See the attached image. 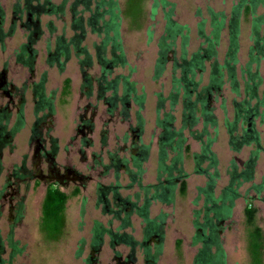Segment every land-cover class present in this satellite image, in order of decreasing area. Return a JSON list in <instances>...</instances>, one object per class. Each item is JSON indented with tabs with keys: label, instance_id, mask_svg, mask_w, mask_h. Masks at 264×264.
Returning a JSON list of instances; mask_svg holds the SVG:
<instances>
[{
	"label": "rangeland",
	"instance_id": "obj_1",
	"mask_svg": "<svg viewBox=\"0 0 264 264\" xmlns=\"http://www.w3.org/2000/svg\"><path fill=\"white\" fill-rule=\"evenodd\" d=\"M43 0H39L41 3ZM55 6L63 5V12L60 17L49 16L42 17L41 23L44 32L40 41L35 45V50L38 54L37 57V71L47 70L48 84L47 90L56 89L58 98L57 113L54 119V126L56 128L55 136L60 138V155L58 162L61 164H70L73 168L82 172V181L78 183H68L65 187L60 189L69 195L64 210V233L56 241L51 240L41 230V204L45 195L47 187L46 183L39 182L35 179H30L28 189L24 192V209L22 213V220L18 225L16 237L19 242L20 248L23 251L19 254L14 264H116L115 252H118L123 261L129 249L124 246H118L112 250L109 244L108 236H103V244L99 251L93 252L89 247V240L91 231L94 228L109 229L118 232L117 229L119 222L113 220L112 216L103 212V204H97V184L104 185H119L118 195L121 199H125L134 203L137 202L138 206L143 203L141 192H138V187L135 185L128 188L131 184L130 178L126 172H118V177L114 176L113 171H105L100 165L94 164L93 167L88 168L87 164H91V153L98 154L101 152L102 165L109 164L106 152H114L121 146L124 137H127L126 146L131 144V135L127 132L128 122L123 123L119 119H115L113 123L107 125L106 140L107 146L101 151L99 147V133L101 132L102 122L107 119L106 109L104 105L97 102L95 99L96 91L95 85L92 86V98L86 100L83 95L84 88L81 90L82 77L81 66L79 62L84 59L82 53L78 54L72 46L70 48V60L66 64V69L63 73L57 72L55 68L47 69L45 66V49L47 43L53 46L55 36H65L66 41L69 42L76 34H83L84 38L80 41L78 48H84L91 59L92 66L86 69V74L93 79L98 78L101 70L104 69L101 64L97 62V46H101L104 38L103 31L101 30L100 23L98 24L99 30L95 31L89 24L88 20L91 16V11L94 9L95 1L90 5V9L85 7L83 0H50ZM168 4L163 7L161 0H137L130 4L129 0H117L121 10L120 21V42L121 50L116 54L123 57L124 63L118 61L117 65H110V72L106 73L107 79H116L118 76L128 77V81L133 84V88L137 95H144V107L141 109L140 115L143 120V134L141 142L150 146V156L148 161L143 165L144 175L141 178L142 184L154 185L158 182V139L160 129L157 126V119L162 120L165 114H171L174 118L172 129L175 132L182 130V137L185 140L181 150V157L183 159L182 170L188 175L186 179L187 190L184 196H180L178 186L175 187L173 192V200L171 204H163L158 201L151 203L149 207L150 219L157 218L160 214L166 215L165 224L160 227L161 241L160 245L156 240H152L149 244V255L159 257L156 264H192L193 258L196 254L199 245H192V238L194 236L193 228V210L198 209L203 204V198L200 199L199 205H193V200L197 197L198 188L205 187L207 178L206 176L196 174L195 156L199 155L203 144L206 142V136L201 140L195 139V136L201 134L203 128L202 120L200 119L199 107H194L196 113L192 114L189 110L184 108L183 88L180 86L175 87V80L181 79L182 69L181 65L184 63L182 60L183 52V37L178 36L173 41V44L168 49L166 54V62L164 64V71L161 77L156 81L153 79L154 69L158 61L160 51L159 41L165 35V15L172 8L174 23L186 27V34L188 43L186 46L185 60L190 61L193 54L200 51L202 54L204 48L207 47L205 36H210L211 21L213 19L212 12L215 14H223L225 17V27L220 33V39L215 47L216 58L206 60L201 63L203 71H197L193 77L197 83L196 92L202 91L210 80L213 66H223L225 64V56L230 39L229 22L233 18L232 10L236 5L237 0H165ZM2 6L7 10V16L10 17V8L13 0H0ZM37 3V2H34ZM155 6V7H154ZM90 10V11H87ZM254 16H264V0L263 4H257L254 9ZM241 15L238 24V43L239 50L237 53V64L234 66L236 78L240 85V93H243V82L246 76L242 74V69L249 63V51L253 45L252 32H251V16ZM74 19L80 20L82 32L74 29L72 24ZM51 22L54 27L55 34L49 35L44 25ZM112 34H110L111 36ZM22 42L20 34L13 40L7 43L6 52L0 53V65L2 62L7 61L10 65L11 72H22L19 67L13 65V58L10 53L17 45ZM165 44H171V40H167ZM104 57L107 60L111 59L110 46H105L103 51ZM255 65H253V69ZM109 71V70H106ZM25 73V72H24ZM224 80L227 78V72L223 71ZM259 77L262 81L259 88V95L264 90V59L260 60L258 66ZM24 75L23 73H21ZM13 76V75H12ZM190 77H188L189 79ZM36 79V77H35ZM65 80L70 82V90L68 96L64 98L59 97V91L64 85ZM16 81L20 82V78L16 77ZM120 81V82H119ZM119 90L124 83L123 78H119ZM183 86V83H182ZM182 88V89H181ZM193 87H190V89ZM82 91V92H81ZM85 93V92H84ZM177 93V99L174 104H171L170 96ZM108 95V94H107ZM203 95V100H206L207 107L211 110L214 119L216 120L215 127H207L208 136L215 138L211 147V151L216 155L218 160V174L219 178L214 189V196L218 197L229 183L230 162L235 161L237 170L243 168L251 152L254 150L253 146H246L240 151H233L229 145V135L226 123H232L234 118V104L236 99L240 101L242 96L237 97L232 91L228 82H225L221 91H211ZM30 100L28 108L26 109V123L29 128V123H32V91L30 90ZM195 93L191 95L190 102L195 101ZM162 101L163 108L160 109L159 114L156 112L157 104ZM88 102L91 106H96V116L93 119L94 133L91 138L94 146L87 149L85 157L86 162H80L82 159L79 155L78 141L77 144H72L71 138L74 135V124L77 123V116L82 113V107ZM130 115L132 122L135 115L136 108L130 103ZM91 110L88 111L87 116H90ZM190 113L194 118H198V123L192 126L189 116ZM158 117V118H157ZM113 121V120H112ZM24 129L14 140V149H7L5 151L6 162H18L23 155L29 154L28 165L30 164L31 149L27 145L29 131ZM255 130L259 132L262 148L264 140V123H260V119L255 121ZM194 135V136H193ZM75 137V136H74ZM188 148V152L185 151ZM12 153V154H11ZM128 153V152H127ZM127 153H122L124 158H129ZM99 156V154H98ZM121 156V157H122ZM171 158V157H170ZM169 160L167 165H169ZM208 163L204 162L201 167L205 169ZM87 168V169H86ZM175 176V173H173ZM264 181V151L258 154V159L255 163L253 180L250 183L243 184L238 193L240 198L235 201L230 218L221 224L219 240L225 252L226 264H249V257L247 252V227L244 218V208L247 205L255 208L256 212V225H258L264 232V189L261 194H256L255 191L250 190L252 185H259ZM27 187V186H26ZM78 194L72 195L75 190ZM139 194L140 198H136L135 194ZM100 194V192H99ZM110 201L111 196L108 197ZM140 199V200H139ZM123 216V215H122ZM5 219V218H4ZM3 219L2 230L5 234L7 223ZM131 228L126 229L128 235L133 236L135 240L142 241V228L143 224L141 219L136 215H131L129 218ZM110 222V223H109ZM112 224V227H110ZM80 240H83L84 245L80 247ZM180 241V248H176V242ZM158 243L159 246L156 244ZM161 246V250L159 251ZM81 250V256L76 257L77 251ZM157 248V250H156ZM156 250V252H154ZM145 249H136L135 256L137 259L136 264H143V252ZM93 255L94 263L86 261L89 255ZM264 264V258H263Z\"/></svg>",
	"mask_w": 264,
	"mask_h": 264
},
{
	"label": "flooded vegetation",
	"instance_id": "obj_2",
	"mask_svg": "<svg viewBox=\"0 0 264 264\" xmlns=\"http://www.w3.org/2000/svg\"><path fill=\"white\" fill-rule=\"evenodd\" d=\"M13 1L9 18L5 6H2L0 2V53L6 52L7 43L20 34L22 42L12 50L10 57L13 58V65L19 67V70L24 75L20 71L12 73L7 61L2 62L0 65V264H14L19 254L23 251L15 235L18 225L22 220L25 200L24 192L28 189L30 179L46 183V190L53 187L60 191H62L60 188L65 187L68 183H78V181L80 182L84 179L81 171L73 168L70 164L58 162L60 138L54 135L57 130L53 125L57 113L58 98L56 89L47 90V70L37 71L36 61L38 54L34 48L38 41H40V38H42L44 32L41 18L49 16L59 18L63 12L64 4L55 6L50 0H43L41 3L39 0ZM44 27L49 35L55 34L54 32L56 31L50 21ZM83 38L84 36H78L75 33L71 40L67 42L65 36H55L53 46L47 43L45 66L47 69L55 68L57 72L63 73L66 69V64L70 60L71 46L79 51L78 54H83L84 59L79 62L82 77L81 90L86 88L83 95L86 100L91 99L93 97L92 86L95 85L97 89L95 99L104 105L107 114V119L105 122H102L101 127L103 128L98 136L101 151L107 146L105 137L106 127L110 123H113L116 118L123 123L128 122L127 132L131 135V144L129 146H126L127 137H124L117 151L106 152L107 155L105 156H107L109 164L102 165L103 156H100L101 152L98 153L99 156L98 154L91 153L89 156L91 164H87V167H93L94 164L100 165L103 168V173L105 171H113L116 178L118 177V172H126L131 181L128 188H132L135 185L138 187V192H141V196L143 197V203L141 204L143 205L147 195L144 191L145 187L151 185L144 186L141 182V178L144 175L143 165L148 161L150 156V146L141 142L144 124L139 114L141 111L138 103L140 96L129 86V83H122L121 90H119V76L116 79H107L106 72H110L113 52L111 51V59L106 60L100 56V52L105 50L101 46L96 47V60L104 69L101 70L99 77L95 79L86 74V69L92 66V61L84 48H78ZM16 77H19L21 81L17 82ZM30 90L32 91L31 115L33 117L32 123H29L28 128L26 109L30 100ZM62 92L63 86L59 91V97L65 99L66 96ZM130 103L136 108L133 122L130 115ZM89 110L91 112L88 117L87 113ZM95 116L96 106H91L87 102L82 107V113L77 116V123L74 124V135L70 143L74 145L78 141L77 151L82 156V159L79 160L80 162H86L85 151L94 146L91 135L95 130L93 123ZM27 128L29 131L27 145L31 149V168L28 165L29 154L23 155L19 164L12 159L11 162H6L5 160V151L9 150V148L14 149V140ZM122 153H127L129 158H124ZM141 170L143 173L140 176ZM22 185L25 187L23 191L26 189L24 192L22 191ZM96 188L98 190L96 205L98 206V203L103 204V212L112 216L113 220L119 222L117 226L118 232L99 228L102 235V239L100 240L101 246L103 244V236L107 235L113 251L118 246H124L129 249V253L126 254L123 261H120L122 256L118 252L114 253L116 264H136L135 251L138 248L145 249V251H142L143 264H156L154 262L156 256L149 255L148 252L150 248L149 244L153 239L160 245L161 232L158 224L159 221L156 224L150 225L143 223L141 220L143 224L141 231L142 241L135 240L133 236L128 235L125 231L131 228L129 218L131 215H136L135 212H137L136 210L140 206L135 207L134 204H137V202L130 203L126 198L121 199L118 195L119 185H104L99 183ZM135 195L137 199L140 198L138 193ZM109 196H111L110 201H108ZM3 219L7 223L5 234L2 230ZM110 227H112V224H110ZM40 230L42 231V228ZM92 231L89 247L93 252H97L99 249H93ZM158 243L156 244L157 246H159ZM83 245V240H80V247ZM81 250L80 248L77 251L76 257L81 256ZM86 261L89 263L96 262L93 259L92 252Z\"/></svg>",
	"mask_w": 264,
	"mask_h": 264
},
{
	"label": "trees",
	"instance_id": "obj_3",
	"mask_svg": "<svg viewBox=\"0 0 264 264\" xmlns=\"http://www.w3.org/2000/svg\"><path fill=\"white\" fill-rule=\"evenodd\" d=\"M95 1L94 9L91 11L88 24L95 30H99V23L101 25L102 33L105 35L101 47L105 49V46H110V51L113 52L112 65H117L120 61L124 63L123 57H119L116 53L121 50L120 42V21L121 10L117 0H83L85 7L90 9V5ZM130 4L137 0H129ZM161 4L165 7L168 3L165 0H161ZM257 4H263V0H237L236 5L233 7L232 15L234 19L229 22L230 39L225 56V64L223 66H213L211 70V80L209 84L202 89V91L196 92L197 83L194 82L193 77L197 71H203L204 67L201 65L203 61L216 58L215 47L219 42L220 33L225 27V17L221 14H215L212 12L213 19L211 21L210 36H205L207 47L204 48L203 53L200 51L193 54L190 61L185 60L186 46L188 37L183 35L186 33L187 28L180 26L172 20L173 10L172 8L165 15V32L164 36L159 41L160 51L158 52L159 58L154 69V80H158L163 71L164 64L167 60L166 54L168 49L173 44L176 37H183V54L182 60L184 63L181 65L182 77L175 80V87L180 86L183 88L184 108L189 110L192 114L196 113L194 107H199V117L203 123V130L201 134L195 136V139L201 140L203 136H206V142L201 148L199 155L195 156V168L194 172L199 175L206 176L207 181L205 187L198 188L197 197L193 200V205L198 206L200 199L203 198V204L200 208L194 209L193 214V228L194 236L192 238V245L200 247L197 249L193 258L192 264H226L225 252L222 248V244L219 240V234L221 230V224L227 221L234 208L235 201L240 198L238 189L245 183H250L253 180V173L255 168L258 154L264 151L262 148L259 132L255 130V121L260 119V123H264V90L259 95V88L261 86V79L258 73V66L260 60L264 59V16H254V9ZM155 7V6H154ZM90 11V10H87ZM253 15L251 16V34L253 45L249 51V63L242 69V74L246 76V80L243 82V93H240V85L236 78V72L234 66L237 64V53L239 50L238 43V24L241 15ZM80 20L74 19L73 28L82 32ZM110 34H112L110 36ZM83 36L80 34L78 36ZM167 40H171V44H165ZM104 54V52H100ZM101 56V55H100ZM101 56V57H102ZM104 58V57H102ZM107 60V59H106ZM253 65L255 68L253 69ZM223 71L227 72V78L224 80ZM107 73V72H106ZM188 77H190L188 79ZM123 78L125 84L129 83V86L133 88V84L128 81V77L119 76ZM117 78V79H118ZM225 82H228L231 86V91L237 96H242L240 101L236 99L234 104V118L232 123H226L229 145L233 151H240L246 146H253L254 150L251 152L248 160L243 163L242 170H237V165L234 160L230 162L229 183L223 188L218 197L214 196V189L216 187L219 174H218V160L216 155L211 151V147L215 141V138L208 136L207 127H215L216 120L214 119L211 110L207 107L206 100H203V95L206 97L211 94V91H221ZM183 83V86H182ZM190 87H193L190 89ZM70 82L65 80L63 85V95L69 94ZM181 88V89H182ZM178 89V88H177ZM196 95L195 101L190 102L192 94ZM177 93L170 96L171 104L176 102ZM145 97L140 96L139 107L143 108ZM163 108L162 101L157 104L156 112L159 114L160 109ZM190 113V117L192 114ZM158 118V117H157ZM192 119V126L198 123V118ZM174 118L171 114H165L162 120L157 119V126L160 129L158 139V182L154 185H148L145 187L146 197L144 204L139 207L135 214L145 224H158L162 227L165 224L166 215L160 214L155 219L149 217V207L152 202L158 201L163 204H171L173 200V192L176 186H178V192L180 196H184L187 190L186 179L188 175L182 170L183 159L181 157V150L185 143L182 137V130L175 132L172 129ZM194 136V135H193ZM264 143V140H263ZM264 146V144H263ZM185 151L188 152V148L185 147ZM171 157V158H170ZM169 160V165L167 162ZM208 163L207 167L203 169L201 164ZM142 171V170H141ZM140 171V176L143 171ZM175 173V176H173ZM264 189V181L259 185H252L250 190L261 194ZM159 194L157 195V193ZM78 194V190L73 192V196ZM69 199V195L56 188H48L43 197L41 204V228L47 237L56 241L62 235L64 231V210L66 203ZM135 207L138 206L134 204ZM257 210L250 205L244 208V218L247 227V252L249 257V264H263L264 258V232L256 225L255 217ZM100 230V231H99ZM93 233V249L98 250L101 246V229L94 228ZM162 238V236H161ZM180 241L176 242V248H180ZM161 250V246L159 251ZM156 256L154 262L157 263Z\"/></svg>",
	"mask_w": 264,
	"mask_h": 264
}]
</instances>
